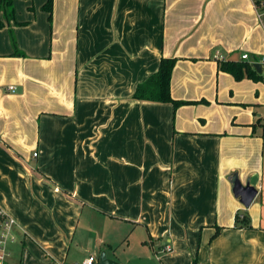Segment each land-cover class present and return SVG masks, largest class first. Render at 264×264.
<instances>
[{"label":"crops","instance_id":"0c3cea01","mask_svg":"<svg viewBox=\"0 0 264 264\" xmlns=\"http://www.w3.org/2000/svg\"><path fill=\"white\" fill-rule=\"evenodd\" d=\"M13 20L0 13V209L15 223L0 264H264V0H53L51 20L36 7L10 36ZM162 59L171 97L198 103L133 99ZM236 184L256 191L247 208Z\"/></svg>","mask_w":264,"mask_h":264},{"label":"trees","instance_id":"16d2710c","mask_svg":"<svg viewBox=\"0 0 264 264\" xmlns=\"http://www.w3.org/2000/svg\"><path fill=\"white\" fill-rule=\"evenodd\" d=\"M13 1L0 0V13L6 17L13 18ZM53 0H46L42 9L48 14V19L52 17ZM176 63L175 59H162L157 72L143 84L138 85L133 94V99L142 102L171 104L173 109L181 106L192 105L198 102L174 100L170 94L171 75ZM218 69L221 72L231 75L234 80L240 81L248 78L254 82L261 81V76L244 62H220ZM200 103H206L201 101ZM236 228H250L249 218L246 214L237 213L234 218Z\"/></svg>","mask_w":264,"mask_h":264},{"label":"built area","instance_id":"2783aa9c","mask_svg":"<svg viewBox=\"0 0 264 264\" xmlns=\"http://www.w3.org/2000/svg\"><path fill=\"white\" fill-rule=\"evenodd\" d=\"M242 60H247L248 55H242ZM260 63L264 65V57L260 58ZM9 90H13V87H9ZM36 157V154L33 155ZM14 220L9 218L1 209H0V261L4 259V256L6 255L4 241L8 238L10 231L14 225ZM163 252L171 253L172 249L170 247H166L163 249ZM83 264H96V259L92 256H89Z\"/></svg>","mask_w":264,"mask_h":264},{"label":"rangeland","instance_id":"374dc122","mask_svg":"<svg viewBox=\"0 0 264 264\" xmlns=\"http://www.w3.org/2000/svg\"><path fill=\"white\" fill-rule=\"evenodd\" d=\"M41 0H15L14 3V20L10 24V29L12 30L10 33L8 32V35H14L16 25L19 23H16V21H24L29 15H33L36 7L38 11L40 12L42 9ZM34 6V10H33ZM9 28L7 30L9 31Z\"/></svg>","mask_w":264,"mask_h":264},{"label":"water","instance_id":"95a60500","mask_svg":"<svg viewBox=\"0 0 264 264\" xmlns=\"http://www.w3.org/2000/svg\"><path fill=\"white\" fill-rule=\"evenodd\" d=\"M253 68L257 73L260 74L261 65L259 64L254 65ZM234 194L236 197L240 198L242 205L247 208L255 198L256 191L252 187H247L243 189L238 184H236L234 189ZM98 264H114V263L106 258L105 253H101L98 258Z\"/></svg>","mask_w":264,"mask_h":264}]
</instances>
